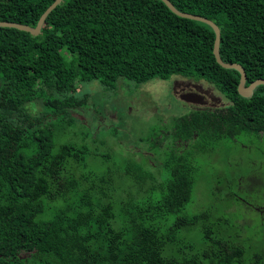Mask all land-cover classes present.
I'll list each match as a JSON object with an SVG mask.
<instances>
[{
  "label": "trees",
  "instance_id": "trees-1",
  "mask_svg": "<svg viewBox=\"0 0 264 264\" xmlns=\"http://www.w3.org/2000/svg\"><path fill=\"white\" fill-rule=\"evenodd\" d=\"M52 1L0 0V20L33 27ZM168 1L216 24L219 58L242 67L245 85L264 79V0ZM213 36L161 0H61L35 35L0 26V264H264V203L240 184L255 168L234 182L210 174L208 201L191 199L197 154L239 135L264 140V84L240 96L238 72L213 57ZM169 77L206 83L226 103L134 139L145 150L107 147L88 167L92 133L55 141L84 126L71 115L86 103L79 83ZM35 100L40 115L27 109ZM236 206L258 213L259 225L230 215ZM250 225L257 234L245 233Z\"/></svg>",
  "mask_w": 264,
  "mask_h": 264
},
{
  "label": "rangeland",
  "instance_id": "rangeland-1",
  "mask_svg": "<svg viewBox=\"0 0 264 264\" xmlns=\"http://www.w3.org/2000/svg\"><path fill=\"white\" fill-rule=\"evenodd\" d=\"M172 78L152 80L138 86L123 78L117 79L112 87H103L96 80L79 83L76 93L86 95V103L77 108L75 113L71 111V115L83 121L84 126H74L64 134L56 133L55 141L61 142L67 138L80 141L85 131L87 134L92 133L91 136H95L96 139H93L89 146L91 155L86 160L87 167L98 161L100 154L105 152L107 147L111 148L110 152L114 155L124 150L138 151V148L145 150V145L134 139L154 138L161 128L166 129L163 123L168 122L169 125L170 118L166 114L176 116L182 114L179 101L170 92ZM26 106L32 115L41 114L42 106L39 100L31 101ZM193 162L197 169L198 182L191 199L196 194L200 203L208 201L206 189L202 188L204 183L202 179L208 178L210 174L220 173V177L229 176L231 182H234L237 181L236 177L245 173L248 168H255L251 179L248 177L240 179V184L247 188L241 193L251 200L253 205L260 206L264 203V140L251 135H239L235 142L225 143L210 154H197ZM101 166L103 167V164ZM248 180L249 186L246 184ZM258 181L261 184L253 186ZM234 213L241 216L244 214L246 221L252 220V226L260 223L258 213L241 206H236L230 215ZM250 227L251 225L246 228L245 233L255 234L256 230L259 231V227L255 229Z\"/></svg>",
  "mask_w": 264,
  "mask_h": 264
},
{
  "label": "water",
  "instance_id": "water-1",
  "mask_svg": "<svg viewBox=\"0 0 264 264\" xmlns=\"http://www.w3.org/2000/svg\"><path fill=\"white\" fill-rule=\"evenodd\" d=\"M61 0H53L44 10L43 12L40 14V16L38 17L35 25L33 27L27 26L25 24H21V23H17V22H10V21H1L0 20V26H4V27H13L16 28L18 30H23V31H27L30 34H37L39 32V29L44 21L45 16L47 15V13L52 10L56 4H58ZM164 5L174 14L181 16V17H185L188 19H192V20H197L200 22H203L207 25H209L213 31V42H212V54L213 57L215 59V61L223 68H233L235 69L239 76H238V81H237V85H236V91L237 93L242 96V97H249L252 93L253 88L258 85V84H264V79L262 78H257L251 82H249L247 85L244 84L245 81V75H244V71L242 69V67L234 62H223L218 55V43H219V29L216 26V24L214 22H212L210 19H207L203 16L197 15V14H191L188 12H182L177 10L168 0H161Z\"/></svg>",
  "mask_w": 264,
  "mask_h": 264
},
{
  "label": "flooded vegetation",
  "instance_id": "flooded-vegetation-1",
  "mask_svg": "<svg viewBox=\"0 0 264 264\" xmlns=\"http://www.w3.org/2000/svg\"><path fill=\"white\" fill-rule=\"evenodd\" d=\"M170 92L179 101L182 114L195 109L214 110L224 107L225 104L222 97L212 87L197 80L183 77L172 78ZM165 113L167 112L165 111ZM166 115H168V118L176 116L170 113Z\"/></svg>",
  "mask_w": 264,
  "mask_h": 264
}]
</instances>
